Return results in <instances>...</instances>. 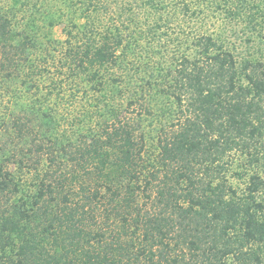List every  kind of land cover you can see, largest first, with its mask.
I'll return each instance as SVG.
<instances>
[{
    "label": "trees",
    "instance_id": "obj_1",
    "mask_svg": "<svg viewBox=\"0 0 264 264\" xmlns=\"http://www.w3.org/2000/svg\"><path fill=\"white\" fill-rule=\"evenodd\" d=\"M42 1L56 0H0L4 91L15 83L38 91L35 77L43 70L32 59L43 27L53 24L36 21ZM131 1L160 23L199 17L204 7L196 0ZM207 2L229 20H243L252 34L264 32V0ZM85 6L79 16L88 19L95 7L91 0ZM89 25L65 30L59 59L65 79L80 78L95 94L86 115L103 120L101 132L70 156L76 169L57 165L58 138L48 125L56 121L42 111L46 102L38 95L22 109L31 117H0V128L4 116L14 118L12 134L30 143L25 153L0 140V264H264L262 63H239L215 35L192 36V57L180 55L160 80L138 87L177 106L176 122L150 151L131 121L121 122L115 97L105 94L106 75L122 66L135 30ZM42 117L49 122L36 138L34 123ZM28 174L30 182L23 179ZM140 195L152 209L138 204Z\"/></svg>",
    "mask_w": 264,
    "mask_h": 264
},
{
    "label": "rangeland",
    "instance_id": "obj_2",
    "mask_svg": "<svg viewBox=\"0 0 264 264\" xmlns=\"http://www.w3.org/2000/svg\"><path fill=\"white\" fill-rule=\"evenodd\" d=\"M32 1L29 0V3ZM89 1L56 0L48 4L42 1L39 4L42 10L41 17H38L36 21L41 20L42 26L45 24L44 19L53 24L48 23L47 26L45 25L46 28L43 27L45 30H43L41 46L32 59L36 67H42L43 70L41 76L35 77L38 91L35 88L26 90V86L21 87L23 85L20 86V83L12 84L10 89H6L7 91L0 88V117L9 113L14 116H26L27 112L23 113L22 109L31 104L30 95H38L42 101L41 104L46 102L42 111L56 123L48 124V118L43 120V117L41 120H36L34 125L38 136L35 137L42 138L39 132L41 133L42 128L44 131L47 128L45 123L50 125L49 129L58 138L57 144L53 145L55 155L60 158L57 165L66 171L76 169V164L70 156L82 148L84 143H90L93 135L101 132L103 122L102 119L95 117L90 119L85 112L90 105V96L95 94L80 83V78L72 80L64 78L68 72L62 68V63L59 61L61 45L66 39L65 30L72 29L73 23L79 25L80 29L84 23H89V26L98 25L99 28L104 24L103 27L108 25L121 30H124V27H132L135 30L132 34L131 50L119 60V63L123 61L122 66L115 67L106 75L108 85L105 88V94L115 97L112 103L118 106L117 110L119 108L121 111V122L129 119L132 126L136 128V134L144 135L146 146L150 151L159 133L169 130L176 122L177 106L170 98L160 97L157 90L148 92L146 89L145 92H140L138 87L148 81L160 80L159 77L166 75L165 72L180 59V55L192 57L194 52L189 46L192 36L207 33L220 37L219 39L224 42L239 63L254 59L264 66V32L252 34L243 20L236 22L229 20L223 10L215 8L214 11L215 6L208 4V0H196L202 7L204 4L202 13L200 12L201 16L191 19V15L185 17L181 15L174 18L171 23H160L157 16L146 13L135 6L131 0H91L95 8H92L91 13H86L88 19L82 18L79 16L80 9L85 10V5ZM122 9H125V12ZM130 17L135 19V23L131 26ZM27 86L30 87L29 84ZM49 92L52 93L51 96ZM32 98L34 99L35 96ZM130 100L135 101L131 106L128 105ZM146 107L150 114L145 113ZM4 117L5 125L0 128L2 144H7L8 150L27 153L30 143H20L10 130L14 118L7 115ZM30 140L28 138L27 142ZM60 146L66 148L68 154L60 153ZM13 168L14 166L11 165L10 169ZM23 179L30 182L31 176L28 174ZM232 183L239 188L243 187L235 179ZM138 204L146 210L152 209L151 201H147L141 195L138 198ZM100 209L103 211L105 207ZM118 219L115 222L116 225H119ZM130 231L132 229H129Z\"/></svg>",
    "mask_w": 264,
    "mask_h": 264
}]
</instances>
